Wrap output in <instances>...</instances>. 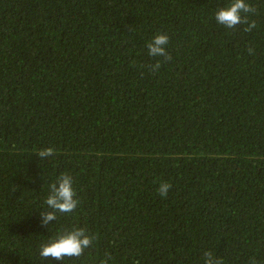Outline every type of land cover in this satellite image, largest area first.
<instances>
[{
    "label": "trees",
    "instance_id": "trees-1",
    "mask_svg": "<svg viewBox=\"0 0 264 264\" xmlns=\"http://www.w3.org/2000/svg\"><path fill=\"white\" fill-rule=\"evenodd\" d=\"M247 2L251 32L217 24L231 0H0V264H264V0ZM157 34L170 61L148 55ZM61 174L78 207L43 226ZM74 228L95 237L83 256L40 260Z\"/></svg>",
    "mask_w": 264,
    "mask_h": 264
},
{
    "label": "clouds",
    "instance_id": "clouds-1",
    "mask_svg": "<svg viewBox=\"0 0 264 264\" xmlns=\"http://www.w3.org/2000/svg\"><path fill=\"white\" fill-rule=\"evenodd\" d=\"M256 8L247 0H231L225 7L215 12L217 24L223 25L226 29H235L237 26H245V32H251L257 27L255 20H249V14H255ZM169 43L167 34H157L151 42L147 43L148 55L150 57H163L164 61H170L171 56L166 50ZM249 54L253 53L252 48L247 49ZM153 71H158L161 61L150 65ZM54 155V149L49 147L38 152L39 158H47ZM73 178L70 174H61L57 180L49 185V193L45 199L47 211H41L42 225L48 226L50 222L57 221V214L74 212L79 204L76 192L73 187ZM171 185L167 182L161 183L158 188V195L167 197ZM95 237L88 234L85 228H74L70 231L59 233L55 238L42 243L39 249L41 261L51 257L55 260H63L65 257L79 258L84 255L85 250L90 248ZM110 257L100 261V264H108ZM203 264H224L223 258L213 250H205L203 253ZM250 264H258L252 258Z\"/></svg>",
    "mask_w": 264,
    "mask_h": 264
}]
</instances>
